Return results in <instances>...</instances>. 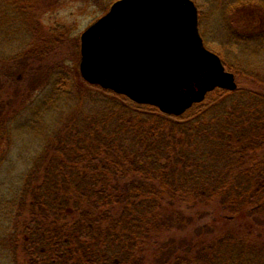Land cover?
<instances>
[{
	"label": "trees",
	"instance_id": "1",
	"mask_svg": "<svg viewBox=\"0 0 264 264\" xmlns=\"http://www.w3.org/2000/svg\"><path fill=\"white\" fill-rule=\"evenodd\" d=\"M8 1L29 38L13 64L0 57V173L13 135L48 134L0 188V264H264V72H245L257 89L216 88L167 114L73 76L69 33L40 18L58 0ZM219 3L229 15L264 10V0ZM51 110L63 114L38 127ZM210 209L221 215L197 223ZM176 229L194 235L164 237Z\"/></svg>",
	"mask_w": 264,
	"mask_h": 264
},
{
	"label": "water",
	"instance_id": "2",
	"mask_svg": "<svg viewBox=\"0 0 264 264\" xmlns=\"http://www.w3.org/2000/svg\"><path fill=\"white\" fill-rule=\"evenodd\" d=\"M79 69L91 84L173 115L216 88H238L204 44L193 0H116L81 34Z\"/></svg>",
	"mask_w": 264,
	"mask_h": 264
},
{
	"label": "rangeland",
	"instance_id": "3",
	"mask_svg": "<svg viewBox=\"0 0 264 264\" xmlns=\"http://www.w3.org/2000/svg\"><path fill=\"white\" fill-rule=\"evenodd\" d=\"M115 0H58V2L40 13V18L46 29L52 28L57 23L64 26L69 33V38L64 41V58L69 62L74 77H79V63L81 59V34L98 18L103 16L111 7ZM199 7V28L206 46L217 52L228 65L230 70L238 68L244 69L242 76L237 80L238 87L255 88L258 86L252 84L245 78L246 70L264 72V10L245 6L238 13L229 15L220 7L219 0H194ZM46 9V8H45ZM232 17L231 29L227 24L228 18ZM29 23L15 9L8 0H0V57L8 65L14 63L16 50L28 39L26 28ZM236 33V34H235ZM257 33V34H256ZM259 33V34H258ZM254 34V35H253ZM251 36L250 39H241L244 36ZM241 36V37H240ZM247 39V40H246ZM38 42H34L37 44ZM19 62L16 59L15 65ZM1 65V63H0ZM7 65V66H8ZM12 65L11 67H14ZM3 68V67H2ZM16 73H20L17 67ZM50 109H53L51 107ZM52 110L46 112L44 121L38 127L43 128L45 124L56 123L63 114L61 110L57 111L54 117L51 116ZM47 126L41 132H30L23 129L19 134L13 135L15 147L12 151V157L6 163L2 164L0 173V188L4 190L16 183V175L28 167V161L32 160L33 155L37 154L41 148L47 134ZM4 169V172H3ZM12 184V185H11ZM186 214H195L197 210H205L202 206L187 207L184 206ZM221 215L219 209H210L205 213V217L197 223L211 222V219L218 218ZM195 218L197 215H194ZM223 222L215 221L216 224ZM193 236L191 229L182 232L179 230L170 231L164 237ZM21 264L23 258L19 259ZM1 264H15L2 262Z\"/></svg>",
	"mask_w": 264,
	"mask_h": 264
},
{
	"label": "flooded vegetation",
	"instance_id": "4",
	"mask_svg": "<svg viewBox=\"0 0 264 264\" xmlns=\"http://www.w3.org/2000/svg\"><path fill=\"white\" fill-rule=\"evenodd\" d=\"M261 34H264V32L262 31V33Z\"/></svg>",
	"mask_w": 264,
	"mask_h": 264
}]
</instances>
